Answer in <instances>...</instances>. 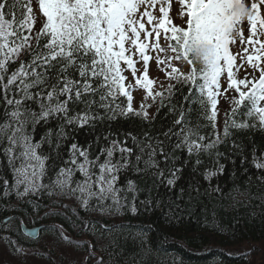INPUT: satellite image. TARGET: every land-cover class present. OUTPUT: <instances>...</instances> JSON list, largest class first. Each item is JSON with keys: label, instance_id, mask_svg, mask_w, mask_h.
Returning a JSON list of instances; mask_svg holds the SVG:
<instances>
[{"label": "snow or ice", "instance_id": "obj_1", "mask_svg": "<svg viewBox=\"0 0 264 264\" xmlns=\"http://www.w3.org/2000/svg\"><path fill=\"white\" fill-rule=\"evenodd\" d=\"M179 2L187 10L186 26L170 19L172 0H0V156L13 174L11 184L3 183L10 194L37 195L59 187L80 202L81 211L126 209L137 215L164 202L160 189L182 200L180 182L189 166L200 170L212 194L223 195L212 181L225 171L221 159L232 154L241 164L251 157L264 181V147L254 142L242 147L232 139L228 156L217 150L232 129L264 131V0ZM237 45L242 53L233 51ZM152 62L164 69L167 84H160V91L153 90ZM126 70L156 105V114L167 107L177 115L166 130L155 135L143 129L101 131L99 125L117 117L154 120L147 110L152 104L133 107ZM177 95L181 99L174 102ZM121 96L126 106L118 102ZM220 97L233 105L224 113L222 133ZM191 103L205 110L214 139L205 143V136L193 138L184 127L185 105ZM40 129L43 135L36 140ZM81 134L89 138L81 142ZM44 145L50 154H42ZM53 158L60 160L57 179L45 185L46 162ZM77 173L82 179H75ZM141 178L150 184L141 186ZM192 191L198 193L199 187ZM172 218L179 220L174 213ZM82 224L87 228L94 222ZM100 227L112 232L132 226ZM129 235L134 244L147 243L143 229ZM14 247L20 250L19 241ZM98 259L103 264V257Z\"/></svg>", "mask_w": 264, "mask_h": 264}, {"label": "trees", "instance_id": "obj_2", "mask_svg": "<svg viewBox=\"0 0 264 264\" xmlns=\"http://www.w3.org/2000/svg\"><path fill=\"white\" fill-rule=\"evenodd\" d=\"M183 91L187 92L186 89ZM180 99V95H177L174 102ZM195 99L194 96L193 100ZM118 102L122 106L127 104L126 98L122 96L119 97ZM231 108L227 112H230ZM185 109L184 127L193 133V138L205 136L207 138L205 143L214 139L212 126L199 103L186 104ZM150 116L154 117L151 124L138 117H117L116 121H105L99 125V128L101 131L119 128L121 131H132L134 134L140 133L143 129L155 135L160 130L170 127L172 121L177 118L176 114L169 113L167 107L161 108L159 114H156L154 109ZM224 119L225 115L218 128L221 133ZM236 119L239 121L243 117L237 116ZM231 131L233 135L228 142L219 145L217 149L225 156L229 155L232 139L242 147L251 146L253 142L258 148L264 147V131L259 128ZM41 135L43 129L37 131L35 139L39 140ZM88 138L83 134L79 137L81 142ZM120 138L123 139L122 136ZM128 144L131 146V140ZM247 150L251 151V148L248 147ZM214 152L215 150L213 158ZM42 154H50L47 145L43 146ZM51 155L55 157L54 153ZM180 155L178 152L177 156ZM183 158L187 159L186 154ZM200 159L207 162L208 156L201 153ZM220 163L225 165V171L217 175L212 184L213 187L218 185L223 195L212 194V188L209 187L208 182L202 180L200 170L189 166L186 167L180 182V186L185 188L182 200L177 201L175 196L160 189L164 202L152 211L133 215L124 209L112 214L115 220H110L108 213L100 214L92 211L91 208L81 211L78 207L72 217L55 215L52 219L70 233L77 228L81 235L87 234V237L91 238L89 239L91 244H94L93 250L103 257V264H241L244 258L241 254L231 252V248L253 246L264 242V181L260 179L261 172L251 164V157L248 163L241 164L239 155L232 154L230 159H221ZM46 166L47 172L43 183L51 185L57 177L60 160L50 159L46 162ZM76 177H79L78 173ZM5 180L11 184L13 174L9 165L0 156V233H8L9 241L12 237H16L24 247H32L37 239L32 240L24 236L20 222H26L27 226L40 224L36 216L44 213L51 205L53 196L62 191L49 188L37 195L22 198L21 195L10 194V189L4 188ZM140 183L143 186L144 183L150 184V181L141 178ZM195 187H199L198 193L192 191ZM176 195H179V189L176 190ZM140 199H144L143 193ZM169 199L174 203L170 204ZM170 207L172 212H169ZM166 213H168L167 217ZM173 213L179 217V220L172 218ZM4 219L9 220L4 223ZM82 221H93L94 225L85 228ZM8 223H13L10 226L12 229L9 232H2ZM101 224H125L132 227L117 228L109 232L102 229ZM140 229L147 233V243L144 246L134 244L129 235ZM80 234L76 235L80 236ZM98 238L103 241L102 245L96 243ZM97 264H100V260Z\"/></svg>", "mask_w": 264, "mask_h": 264}, {"label": "rangeland", "instance_id": "obj_3", "mask_svg": "<svg viewBox=\"0 0 264 264\" xmlns=\"http://www.w3.org/2000/svg\"><path fill=\"white\" fill-rule=\"evenodd\" d=\"M172 9L169 17L177 26H186L185 17L187 15L186 8L180 4L179 0H172ZM248 33L246 32L245 35ZM170 35V33H169ZM258 47V45H257ZM234 52H241L242 48L237 45ZM250 51L252 49L250 48ZM161 55V59H164V55ZM182 71H186L184 64L180 65ZM142 72L143 69L139 68ZM163 68H158L155 62H152L149 69V75L156 78V82L153 86L154 91H160V84H167V80ZM125 76L128 80L126 84H130V92L133 95V107L138 108L141 104L153 106L148 108L150 115L153 114L156 105L153 104L150 97H147L146 91L142 88V85H137L131 77L130 71H125ZM243 75V73H239ZM147 97V98H146ZM218 122L221 124L224 113L232 106L231 101H225L224 97H220ZM264 104V102H262ZM79 175V174H78ZM75 179H82V177H75ZM61 190V189H60ZM23 189H21V192ZM24 198L25 196H22ZM49 208L41 215L36 216L41 225L45 227V230L39 233L34 246L24 247L16 237H12L11 242L7 240L8 233H0V264H81V261H85V264H97L99 262V253L94 251L93 248H89L91 244V238L87 237V234L78 233V229L74 228V232L70 233L60 223L55 222L53 216L68 215L73 216L76 208L80 207V202L71 194L66 191L53 196ZM110 220H115L112 214H108ZM34 220V219H33ZM35 221V220H34ZM23 224L26 222L22 221ZM8 225V226H7ZM2 232L11 230L10 226L13 223H8ZM62 226V227H61ZM76 234H80L77 236ZM67 236L70 239H65ZM5 238V239H4ZM90 239V240H89ZM19 241L20 250H16L14 244ZM99 245L103 244V241L98 238ZM231 252L241 254L244 258L241 264H264V242L257 243L255 245H243L239 248H231ZM85 257L90 259L85 260Z\"/></svg>", "mask_w": 264, "mask_h": 264}, {"label": "water", "instance_id": "obj_4", "mask_svg": "<svg viewBox=\"0 0 264 264\" xmlns=\"http://www.w3.org/2000/svg\"><path fill=\"white\" fill-rule=\"evenodd\" d=\"M22 228H23V231H24L27 235H30V236H32V237L37 236L38 230L40 229L39 226H38V227L31 228V229H29V228H27V227H25V226H22Z\"/></svg>", "mask_w": 264, "mask_h": 264}, {"label": "bare ground", "instance_id": "obj_5", "mask_svg": "<svg viewBox=\"0 0 264 264\" xmlns=\"http://www.w3.org/2000/svg\"><path fill=\"white\" fill-rule=\"evenodd\" d=\"M57 177L55 178V181H56ZM56 189H60L59 187H56Z\"/></svg>", "mask_w": 264, "mask_h": 264}]
</instances>
